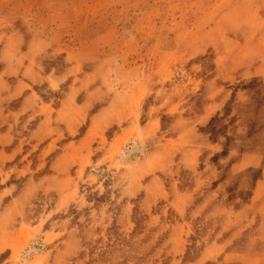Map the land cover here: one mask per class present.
Wrapping results in <instances>:
<instances>
[{
    "label": "rangeland",
    "instance_id": "1",
    "mask_svg": "<svg viewBox=\"0 0 264 264\" xmlns=\"http://www.w3.org/2000/svg\"><path fill=\"white\" fill-rule=\"evenodd\" d=\"M264 0H0V264H264Z\"/></svg>",
    "mask_w": 264,
    "mask_h": 264
},
{
    "label": "crops",
    "instance_id": "2",
    "mask_svg": "<svg viewBox=\"0 0 264 264\" xmlns=\"http://www.w3.org/2000/svg\"><path fill=\"white\" fill-rule=\"evenodd\" d=\"M257 165L260 168L261 177L257 182L256 191L258 190L259 193L264 194V155H260L256 157Z\"/></svg>",
    "mask_w": 264,
    "mask_h": 264
}]
</instances>
